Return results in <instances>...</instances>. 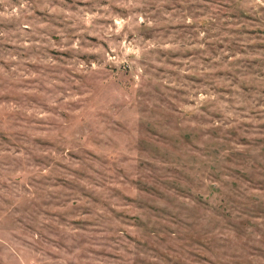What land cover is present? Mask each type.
Instances as JSON below:
<instances>
[{"label":"rangeland","instance_id":"1","mask_svg":"<svg viewBox=\"0 0 264 264\" xmlns=\"http://www.w3.org/2000/svg\"><path fill=\"white\" fill-rule=\"evenodd\" d=\"M0 264H264V0H0Z\"/></svg>","mask_w":264,"mask_h":264}]
</instances>
